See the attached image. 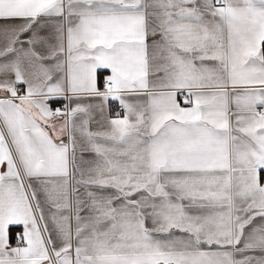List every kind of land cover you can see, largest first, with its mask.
Listing matches in <instances>:
<instances>
[{
	"label": "snow or ice",
	"instance_id": "snow-or-ice-1",
	"mask_svg": "<svg viewBox=\"0 0 264 264\" xmlns=\"http://www.w3.org/2000/svg\"><path fill=\"white\" fill-rule=\"evenodd\" d=\"M0 264H264V0H0Z\"/></svg>",
	"mask_w": 264,
	"mask_h": 264
}]
</instances>
